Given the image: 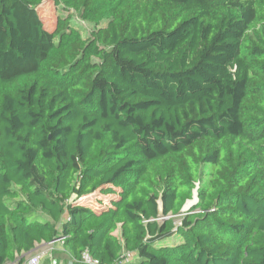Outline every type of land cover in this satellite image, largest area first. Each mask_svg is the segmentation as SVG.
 <instances>
[{"label":"trees","instance_id":"obj_1","mask_svg":"<svg viewBox=\"0 0 264 264\" xmlns=\"http://www.w3.org/2000/svg\"><path fill=\"white\" fill-rule=\"evenodd\" d=\"M57 240L264 264V0H0V264Z\"/></svg>","mask_w":264,"mask_h":264},{"label":"rangeland","instance_id":"obj_2","mask_svg":"<svg viewBox=\"0 0 264 264\" xmlns=\"http://www.w3.org/2000/svg\"><path fill=\"white\" fill-rule=\"evenodd\" d=\"M39 12L41 14L43 23L46 28L54 29L56 25L57 18L60 16H66V12L61 9V7L55 6L53 2L45 1L40 7ZM73 24L78 29L84 31V36H89L90 30L92 27L86 23L81 22V20L75 16L73 20ZM71 203H80L85 205L94 206V196L85 197L82 199L74 197ZM183 215H179L177 217H173L176 223H179L182 219ZM120 235V232H118ZM40 246H38L39 248ZM40 256V264H55L57 262L67 263L71 260L69 254L64 249L63 244L61 241L57 240L51 245H47L45 247L39 248L38 250L34 251L30 256H27V260L33 258L34 256Z\"/></svg>","mask_w":264,"mask_h":264},{"label":"built area","instance_id":"obj_3","mask_svg":"<svg viewBox=\"0 0 264 264\" xmlns=\"http://www.w3.org/2000/svg\"><path fill=\"white\" fill-rule=\"evenodd\" d=\"M94 200H95V198H94ZM78 205L86 206L85 204H80V203ZM89 206L91 207V205H89ZM171 217H172V215H169V216L165 217L164 219H168ZM24 264H40V256H38V255L34 256L33 258L27 260ZM82 264H100V262L95 260L94 258H92V256H90L88 253H85L82 257Z\"/></svg>","mask_w":264,"mask_h":264},{"label":"water","instance_id":"obj_4","mask_svg":"<svg viewBox=\"0 0 264 264\" xmlns=\"http://www.w3.org/2000/svg\"><path fill=\"white\" fill-rule=\"evenodd\" d=\"M198 202V195L195 193V197L193 201H189L186 206L184 207V212L188 211L193 205H195Z\"/></svg>","mask_w":264,"mask_h":264},{"label":"crops","instance_id":"obj_5","mask_svg":"<svg viewBox=\"0 0 264 264\" xmlns=\"http://www.w3.org/2000/svg\"><path fill=\"white\" fill-rule=\"evenodd\" d=\"M59 241H60V240H59ZM47 245H51V244H47ZM47 245L42 244V245H38V246H40L39 248H42V247H45V246H47ZM38 246L33 250V252L39 249ZM33 252H31V253L28 254L27 256H30ZM27 258H28V257H27ZM27 258H26V260H27ZM9 264H15V263H9ZM55 264H65V263L55 261ZM66 264H72V263H71V260H69Z\"/></svg>","mask_w":264,"mask_h":264}]
</instances>
